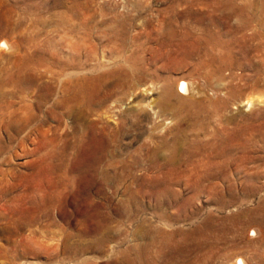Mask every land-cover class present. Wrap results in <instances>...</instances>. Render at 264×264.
<instances>
[{
	"label": "rangeland",
	"instance_id": "1",
	"mask_svg": "<svg viewBox=\"0 0 264 264\" xmlns=\"http://www.w3.org/2000/svg\"><path fill=\"white\" fill-rule=\"evenodd\" d=\"M0 69V264H264V0H0Z\"/></svg>",
	"mask_w": 264,
	"mask_h": 264
},
{
	"label": "bare ground",
	"instance_id": "2",
	"mask_svg": "<svg viewBox=\"0 0 264 264\" xmlns=\"http://www.w3.org/2000/svg\"><path fill=\"white\" fill-rule=\"evenodd\" d=\"M3 46H7V43L4 42L3 43ZM218 51V50H217ZM208 56V55H207ZM206 58V57H205ZM30 59V58H29ZM25 60V59H24ZM28 60V59H27ZM26 61V60H25ZM223 63L220 64V66H218L217 69L214 70V72H216L217 74L218 73H221L222 71H224L225 68L222 67ZM67 66V65H66ZM70 67V65H69ZM220 67V68H219ZM0 74H2V77L0 78V89L3 90L4 87L6 86H9L12 84L13 81V78H12V74L9 73L7 70L3 71V69H0ZM17 76V75H16ZM15 80V79H14ZM29 80V79H28ZM75 80H79L77 79L76 77L74 76H71L69 78V81L65 82L64 84V89L65 91H70L71 87H72V83L75 81ZM86 80L87 79H82L83 82H78L81 86H80V90L83 94H85V92H87L86 90ZM94 80V79H93ZM80 81V80H79ZM72 82V83H71ZM89 82V81H87ZM92 82V81H91ZM16 84V82H14V85ZM20 83L16 84L15 87H18ZM94 85V84H93ZM122 85V84H121ZM126 85V83L124 84ZM21 86H24L23 83H21ZM182 86V87H181ZM191 86V85H190ZM256 86V85H255ZM122 87V86H120ZM179 87H181V91L185 92V93H188L189 91V87H188V84L186 82H182L180 83ZM20 88V87H19ZM93 88V87H92ZM91 88V89H92ZM193 89V88H191ZM194 91V90H193ZM193 93V92H191ZM113 94V93H112ZM176 91L174 89V87L171 85H166L165 87V91H164V94L161 96L160 98V101H159V105L161 106V109H162V113H165L166 111H169V110H174V112H176V114H179V111L176 110V107L174 105V103L172 102L174 99H177V100H181V99H184L183 98H179L177 95H176ZM6 99V96L4 95V93L2 91H0V103H4ZM247 102L246 104H254V100L253 98H247L246 99ZM152 101V100H151ZM150 101V102H151ZM176 101V100H175ZM86 102V101H85ZM84 102V103H85ZM179 102V101H178ZM252 107V106H251ZM30 107L28 106V108H25V110L29 109ZM67 108V107H66ZM17 111L19 110H15V111H12L10 112L12 116L11 118V122L13 123V125L15 126V130L16 131V135L19 136L21 135V133L23 132V130L29 126V124L32 122V117H27V118H24V116H20L19 113H17ZM28 114V113H26ZM25 114V115H26ZM12 125V126H13ZM11 126V127H12ZM15 137V135H11V138L13 139ZM16 139V138H15ZM178 140H176L177 142ZM86 142V141H85ZM175 142V143H176ZM166 148V146H165ZM181 147H176L174 146L173 147V152L174 151H178ZM180 151V150H179ZM172 152V151H171ZM181 152V151H180ZM176 155V154H174ZM171 156V155H170ZM173 157V156H171ZM175 157V156H174ZM178 157V156H177ZM174 159V158H173ZM179 161V160H178ZM176 163V162H175ZM175 165V164H174ZM112 223V222H111ZM24 225V224H23ZM106 226H109V225H106ZM106 228V227H105ZM101 229V228H100ZM109 229V228H108ZM96 232V231H95ZM103 232V231H102ZM176 232L178 231H172V232H169V233H163V235L161 234V245H160V254L161 255H164L165 252L168 250V249H171L173 248L174 250H179V248L181 249V253L182 252H186V250H190L191 248H193L194 243H190V242H187V243H179V242H174V239H176ZM105 234V233H104ZM182 236L186 237V238H190V237H193V236H197V237H201L203 238L204 240H202L200 243V245H197L196 246V249H202L203 247H206V246H209L210 244V239L213 237L212 235L214 234L213 230H211L210 226H207L206 227H198L192 231H190L189 233H181ZM223 237H225V234H226V228L223 229ZM253 234H257L255 230H253ZM110 236V235H109ZM103 237V236H102ZM106 237V236H105ZM111 238V237H110ZM114 238V237H113ZM107 239V237H106ZM69 240V239H68ZM109 240V239H108ZM116 241V240H115ZM204 241V243H202ZM100 243V242H99ZM189 245H192V246H188ZM211 246V245H210ZM159 254V255H160ZM167 254V253H166ZM123 260H119V261H114L113 263L114 264H138L139 262V259L137 258H134L133 257V249H126V252H124V258H122ZM237 264H246V262L244 261V259H239L238 263Z\"/></svg>",
	"mask_w": 264,
	"mask_h": 264
}]
</instances>
